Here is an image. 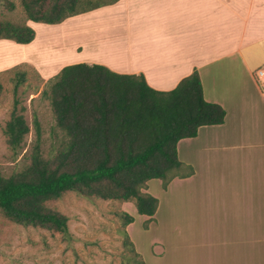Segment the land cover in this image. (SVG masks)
Masks as SVG:
<instances>
[{
	"label": "crops",
	"instance_id": "1",
	"mask_svg": "<svg viewBox=\"0 0 264 264\" xmlns=\"http://www.w3.org/2000/svg\"><path fill=\"white\" fill-rule=\"evenodd\" d=\"M27 24L35 39L24 49L40 29L57 27ZM59 25V45L81 50L54 72L36 62L46 80L84 63L170 91L198 71L204 99L226 115L177 143L193 168L166 189L175 197L177 264H264V90L255 78L264 67V0H119Z\"/></svg>",
	"mask_w": 264,
	"mask_h": 264
},
{
	"label": "trees",
	"instance_id": "2",
	"mask_svg": "<svg viewBox=\"0 0 264 264\" xmlns=\"http://www.w3.org/2000/svg\"><path fill=\"white\" fill-rule=\"evenodd\" d=\"M118 1L21 0L24 21H0V40L29 44L35 30L28 21L56 25ZM45 85L41 93L50 101L66 141L51 157H43L35 120L29 163L9 177H0V210L16 224L64 234L68 219L45 204L68 192L134 201L137 212L150 221L159 202L143 192L147 183L159 179L167 189L175 178L191 176L193 168L179 160L177 143L195 137L200 127L222 124L226 115L220 105L204 99L197 70L173 90L157 91L143 75L79 63L63 67ZM29 132L23 114L14 109L4 127L14 154L23 149ZM121 217L124 226L134 221L126 212ZM122 233L132 260L143 264L126 230Z\"/></svg>",
	"mask_w": 264,
	"mask_h": 264
},
{
	"label": "rangeland",
	"instance_id": "3",
	"mask_svg": "<svg viewBox=\"0 0 264 264\" xmlns=\"http://www.w3.org/2000/svg\"><path fill=\"white\" fill-rule=\"evenodd\" d=\"M24 19L21 0H0V21L22 23ZM36 24L45 28L57 27L40 29L36 42L28 49L22 47L26 44L0 40V177H9L29 163V153L36 140L35 120L41 130L43 157H51L66 141L64 132L57 125L50 101L41 93L46 88L47 80L36 62L48 69L43 70L44 74L50 70L54 72V68L64 63L62 59L70 56L72 49L79 52L81 47L79 43L72 48L59 45L57 51L60 52H55L56 57H53L57 59L51 62V50L56 47H47L48 54L44 57L43 48L52 43L58 35L56 32L64 39V27L59 24ZM74 25L75 21L68 23L73 31ZM49 30H52V36L53 33L56 36L52 38L51 34L47 35ZM60 37L58 35L56 39ZM60 55L62 57L59 58ZM47 56L51 59L48 63L44 61L48 59ZM26 58L31 60H22ZM14 109L23 114L30 129L23 149L17 154L10 150L4 135V127ZM147 184L150 194L157 195L155 198L160 203L150 221L149 217L137 212L134 201L87 198L75 192L65 193L45 204L47 209L68 219L66 234L16 224L0 210V264H135L133 255L125 245L124 230H128V236L143 264H177L174 191L163 189L159 179L150 180ZM123 212L134 218L129 227L124 226Z\"/></svg>",
	"mask_w": 264,
	"mask_h": 264
},
{
	"label": "bare ground",
	"instance_id": "4",
	"mask_svg": "<svg viewBox=\"0 0 264 264\" xmlns=\"http://www.w3.org/2000/svg\"><path fill=\"white\" fill-rule=\"evenodd\" d=\"M56 33H57V34L59 35V37H60V34H59L58 32H56ZM58 35H57V36H58ZM51 36H52V34H51ZM53 36H56V34L53 33ZM53 36H52V38H53ZM57 36L54 38V40L52 39V40H53L52 43H49V45L46 44V46H44V48H43V52H42V56L45 55V54H46V55L48 54V53H47V49H46L47 47H50V48L56 47L55 50H54V49L51 50V51H52V53H51L52 56H50L51 59H52L53 57H56V56H55L56 53L60 52L59 50L57 51V49H58L57 46H59V42H60V39H58L59 41H58V44H57V39H56ZM50 38H51V37H50ZM60 38H62V37H60ZM54 41H55V43H54ZM51 44H54V46H50ZM55 44H57V45H55ZM47 45H48V46H47ZM50 48H48V52L50 51ZM45 49H46V52H44ZM55 52H56V53H55ZM53 53H55V54H53ZM48 56H49V55H48ZM48 56H47L46 58H48ZM43 57H44V56H43ZM50 57H49V58H50ZM49 58H48V59H49ZM48 59H47V60L44 59V61H47V63L50 62L51 59H49V61H48ZM55 59H57V58H53L51 62H53V60H55Z\"/></svg>",
	"mask_w": 264,
	"mask_h": 264
},
{
	"label": "built area",
	"instance_id": "5",
	"mask_svg": "<svg viewBox=\"0 0 264 264\" xmlns=\"http://www.w3.org/2000/svg\"><path fill=\"white\" fill-rule=\"evenodd\" d=\"M255 78L259 83L260 87L264 90V67L256 70Z\"/></svg>",
	"mask_w": 264,
	"mask_h": 264
}]
</instances>
